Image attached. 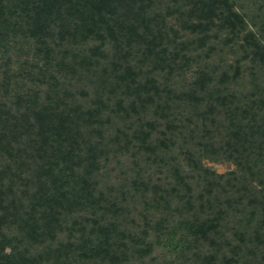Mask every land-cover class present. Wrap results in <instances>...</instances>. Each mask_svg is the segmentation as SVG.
<instances>
[{
    "label": "trees",
    "instance_id": "trees-1",
    "mask_svg": "<svg viewBox=\"0 0 264 264\" xmlns=\"http://www.w3.org/2000/svg\"><path fill=\"white\" fill-rule=\"evenodd\" d=\"M0 264H264V0H0Z\"/></svg>",
    "mask_w": 264,
    "mask_h": 264
},
{
    "label": "rangeland",
    "instance_id": "rangeland-1",
    "mask_svg": "<svg viewBox=\"0 0 264 264\" xmlns=\"http://www.w3.org/2000/svg\"><path fill=\"white\" fill-rule=\"evenodd\" d=\"M224 53L225 54L229 53V51L225 49ZM223 57H224L223 58L224 63L220 64L221 68H225L226 65L225 63H229L231 62L230 60H232V58L230 59L231 56H223ZM198 73H199L198 69L195 66L185 70V76L189 79L188 81H190L191 83L195 81V78ZM246 79L247 77L244 78V80ZM88 92L90 95L92 89H89ZM111 120H112L113 128L120 127L122 125V121L115 119L114 117H111ZM110 132L111 130L108 132L109 134H105V138H106L105 140H107V142L109 141L108 137L110 136ZM115 152H116V148L109 145L108 160L107 163H105L106 164L105 169L102 170L105 171V174H102V178H100V182L102 183V185L108 188L111 187L113 189V195H119L120 189H118L117 187L118 185L124 187L123 190L125 193L129 192V187H130L129 184L131 183V181L135 179L139 181L141 180L143 182L149 181L152 184H158L161 182L164 183L163 180H164V176L166 175V168L163 165L164 164L163 161L146 162L145 161L146 154L144 153L141 155H139L138 153L136 154L135 149L132 148H130L127 153L120 154L118 151L116 153ZM170 154L171 155L175 154V150L173 149ZM169 155L166 156L167 160L168 158L171 157ZM135 162L139 164L137 168H133ZM202 163L205 167L219 174L227 173L229 171H234L236 169L235 165L228 161L215 162L203 157ZM138 169H139V177L136 176L137 174L136 172L138 171ZM126 198H127L126 204H128V210H129L128 216L125 213L126 221H130V220L133 222L139 221V224L141 225L143 215L145 214L143 210V205L136 203L139 202L138 200L132 202L130 201L129 197L126 196Z\"/></svg>",
    "mask_w": 264,
    "mask_h": 264
}]
</instances>
